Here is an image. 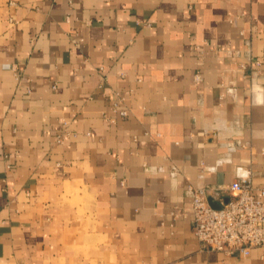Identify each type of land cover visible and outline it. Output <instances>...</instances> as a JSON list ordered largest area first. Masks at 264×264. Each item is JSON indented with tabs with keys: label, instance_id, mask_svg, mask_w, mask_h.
<instances>
[{
	"label": "crops",
	"instance_id": "crops-1",
	"mask_svg": "<svg viewBox=\"0 0 264 264\" xmlns=\"http://www.w3.org/2000/svg\"><path fill=\"white\" fill-rule=\"evenodd\" d=\"M237 179L264 186V0H0V264H264L193 232Z\"/></svg>",
	"mask_w": 264,
	"mask_h": 264
},
{
	"label": "built area",
	"instance_id": "built-area-1",
	"mask_svg": "<svg viewBox=\"0 0 264 264\" xmlns=\"http://www.w3.org/2000/svg\"><path fill=\"white\" fill-rule=\"evenodd\" d=\"M123 100V96L118 98L116 109ZM118 113L121 118L127 116L123 108ZM229 191V199L217 209L208 205L203 193H194L193 232L207 251L247 257L253 248L264 247V186L253 187L247 179H237Z\"/></svg>",
	"mask_w": 264,
	"mask_h": 264
},
{
	"label": "water",
	"instance_id": "water-1",
	"mask_svg": "<svg viewBox=\"0 0 264 264\" xmlns=\"http://www.w3.org/2000/svg\"><path fill=\"white\" fill-rule=\"evenodd\" d=\"M204 197H205V200H206V202L208 203V205L210 207H212L214 209H217V208L220 207L217 203H215L214 201H212V199H210L209 197H206V196H204Z\"/></svg>",
	"mask_w": 264,
	"mask_h": 264
}]
</instances>
